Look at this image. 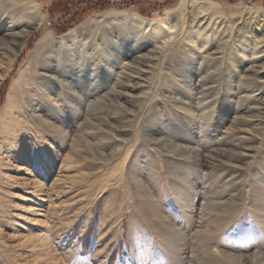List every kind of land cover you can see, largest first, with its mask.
<instances>
[{
    "label": "rangeland",
    "instance_id": "1",
    "mask_svg": "<svg viewBox=\"0 0 264 264\" xmlns=\"http://www.w3.org/2000/svg\"><path fill=\"white\" fill-rule=\"evenodd\" d=\"M227 255L264 264V0H0V264Z\"/></svg>",
    "mask_w": 264,
    "mask_h": 264
},
{
    "label": "bare ground",
    "instance_id": "2",
    "mask_svg": "<svg viewBox=\"0 0 264 264\" xmlns=\"http://www.w3.org/2000/svg\"><path fill=\"white\" fill-rule=\"evenodd\" d=\"M145 20V19H144ZM41 22V21H40ZM40 22H38L37 24L35 23V25H34V29H36L37 27H39V25H40ZM30 24H32L31 22H30ZM203 24V23H202ZM113 25V24H112ZM33 28V27H32ZM206 31V30H205ZM102 36V35H101ZM46 40H47V44H49L48 45V47L51 49L52 48V50L54 49L53 48V42H52V40H50L48 37L46 38ZM61 41H63V39L61 40ZM59 42V41H58ZM46 44V45H47ZM55 46V45H54ZM43 47H45V45L44 44H40V46H39V48L41 49V48H43ZM48 48V49H49ZM46 49V48H45ZM103 158V157H102ZM226 260H228L231 264H244V263H242L239 259H237V258H234L233 256H231V255H227L226 257ZM252 260V259H251ZM229 263V264H230Z\"/></svg>",
    "mask_w": 264,
    "mask_h": 264
},
{
    "label": "trees",
    "instance_id": "3",
    "mask_svg": "<svg viewBox=\"0 0 264 264\" xmlns=\"http://www.w3.org/2000/svg\"><path fill=\"white\" fill-rule=\"evenodd\" d=\"M85 2V1H84ZM81 3V2H80ZM83 3V2H82ZM84 5H91V6H94V7H97L99 8L101 6V3H97L95 2L94 4L92 3H85ZM69 26V25H68ZM73 25H70L69 27H72ZM67 28V27H66Z\"/></svg>",
    "mask_w": 264,
    "mask_h": 264
}]
</instances>
